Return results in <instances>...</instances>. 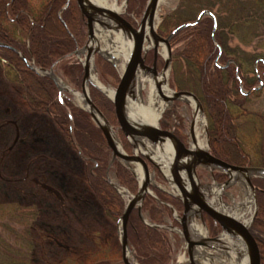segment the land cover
<instances>
[{"label": "trees", "instance_id": "obj_1", "mask_svg": "<svg viewBox=\"0 0 264 264\" xmlns=\"http://www.w3.org/2000/svg\"><path fill=\"white\" fill-rule=\"evenodd\" d=\"M145 2L127 0L125 18L136 25ZM201 10L213 14L215 30L212 17L203 15L197 23L183 27L170 39L169 86L192 91L199 98L213 155L238 165L264 166V110L248 107L261 89L264 90V0H179L177 7L162 17L158 33L166 36L177 25L194 20ZM86 38L85 19L76 0H0V43L4 44H0L2 77L19 88L32 112L49 116L66 143L82 157L87 186L107 223L103 235L98 230L92 232L88 250L79 245L74 253L67 249L66 255L60 252L54 256L39 246L35 209L18 203H0V264H123L114 231L126 199L108 177L113 172L117 184L130 193L137 191V179L118 159L107 173L111 151L90 114L73 103L66 93L62 94L61 102L55 82L48 75L29 68L20 55L35 67L52 68L60 78L80 89L83 69L74 51L83 46ZM95 65L102 82L112 86L118 83L117 68L109 61L96 56ZM161 65L159 58L158 66ZM256 73L263 80L261 87L253 90L259 84ZM239 80L245 90L252 91L243 93ZM89 93L117 129L123 149L130 153L131 145L118 128L112 101L91 84ZM176 107L173 105L164 112L160 124L172 129L185 142L183 119ZM241 120L253 123L258 130L257 142L249 150L237 140ZM30 138L27 134V140ZM215 175L218 178L220 174ZM252 183L258 211L251 229L264 264V178L255 177ZM153 192L181 213L183 207L178 197L157 187ZM142 214L152 224L170 220L172 225H178L170 207L151 195H146L143 201ZM204 220L211 236L220 232V226L210 216L204 214ZM149 223L139 216L136 208L132 209L127 235L135 261L170 264L172 245L178 246L180 236Z\"/></svg>", "mask_w": 264, "mask_h": 264}, {"label": "water", "instance_id": "obj_2", "mask_svg": "<svg viewBox=\"0 0 264 264\" xmlns=\"http://www.w3.org/2000/svg\"><path fill=\"white\" fill-rule=\"evenodd\" d=\"M160 2L161 0H146L141 17L134 25L123 16L122 12L97 4L93 0H76L85 19L87 32V38L83 46L74 51L83 69L80 90L61 85L60 76L52 68L47 70L35 67L25 56L20 55L29 68L39 74L48 75L55 82L61 102L62 97L60 94L63 91L81 94L83 105H79V107L90 114L93 122L102 131L111 151L107 173L114 160L118 159L137 177L138 188L135 193H129L124 188H122L123 190L118 189L122 195V192L126 190L128 195H126L127 201L124 211L118 220L123 264H132L127 255L128 252H131L127 235V221L132 209L136 208L139 216L149 223L142 214L143 201L146 195H151L160 203L167 204L170 207L172 217L178 222V225L170 223L149 224L179 233L186 246L187 261L185 264H204L202 255L211 256L213 250L218 252L229 251L234 255L236 261L244 260L245 264H261L259 244L251 229L258 211L256 189L252 183V178H264V166L238 165L213 155L210 150L207 121L199 98L192 91L171 88L168 82L171 64L170 39L183 27L197 23L205 14L212 17L214 32L216 27L215 18L210 11L201 10L194 20L183 22L166 36H162L157 31L162 17V15H158ZM114 3L117 4V0H114ZM124 4H127V0H124ZM124 11H126V8ZM97 29L121 33L130 41L128 55L125 58L123 57L124 64L119 81L115 86L109 87L111 89L110 95L91 80V71L96 54L103 56L114 65L119 61L114 62L109 52L100 48L96 34ZM161 48L165 49L164 63L161 69L157 70L156 59L159 55L161 56ZM149 51L153 53L151 65L145 63ZM145 80L152 81L159 99L164 101L166 105L172 104L174 101H184L191 105L193 113L189 122L188 137L193 144L192 146L190 143L183 142L173 130L160 126L159 121L157 123L149 122L129 109V103L133 101L143 103L142 89ZM259 81L261 86L260 77ZM89 84L98 88L112 101L118 127L131 145L130 153L123 149L116 129L92 101ZM239 85L240 90L246 93L243 91L240 80ZM163 86H167L169 91L163 92ZM198 118L205 119L206 137L205 143L202 144L197 142L195 136V125ZM134 163L141 170L142 176L140 179L131 167V164ZM148 163L152 166L151 169ZM199 167L206 169L212 176L215 171L225 174L227 178L220 184L221 188L238 182L248 189L250 199L247 205L251 208V212L247 218L243 219L225 208L214 206L209 201L206 192L210 191V187L215 183V180L201 182L197 174ZM156 170L181 201L183 207L181 213L177 212L171 204L160 200L153 192V188L158 186L155 182ZM111 183L118 186L113 182ZM218 196L219 202H221V195L218 194ZM204 214L210 216L220 226L221 231L216 236L202 234L197 231V223L206 227Z\"/></svg>", "mask_w": 264, "mask_h": 264}, {"label": "rangeland", "instance_id": "obj_3", "mask_svg": "<svg viewBox=\"0 0 264 264\" xmlns=\"http://www.w3.org/2000/svg\"><path fill=\"white\" fill-rule=\"evenodd\" d=\"M113 1L108 0V3ZM178 2L179 0H161L158 15L163 17L166 13L173 11ZM117 5L120 6V12L125 13L127 4H124V0H117ZM96 34L100 46L104 47L102 40L104 36L101 37L98 32ZM160 53L159 58L163 65L165 49L161 48ZM96 56L101 55H95L92 71L101 81L95 65ZM112 65L117 68L120 77L123 56L119 58L116 65ZM256 77L259 80L258 73H256ZM260 79L263 80L261 77ZM61 80L70 88H75L63 78ZM102 83L109 87L112 86L108 83ZM260 87L259 84H256L252 89L258 90ZM243 91L247 93L248 90L243 88ZM142 92L143 103L146 104L148 102V87L142 89ZM63 93H66L77 106L80 105L75 94L63 91L60 95L62 96ZM252 101L253 103L248 104V107H258L264 110V90L261 89L259 95ZM177 102L180 103L173 105L177 106L176 110H178L184 123L183 133L187 135L193 109L190 104L184 101ZM169 106L172 104L167 105L164 112L171 108ZM252 124L241 120L237 127V140L246 150H249L257 142L258 130L256 132L255 125ZM196 131L201 141L205 143L204 127L198 126ZM27 134L31 137L29 140H27ZM131 167L136 173L135 170L139 166L134 163L131 164ZM84 173L82 157L66 143L49 116L32 112L27 107L19 88L10 85L3 79L0 67V203H18L20 206L30 207L37 211L36 232L39 237L38 241H40L39 246L46 248L45 252L51 255L58 256L60 252L66 255L67 249L74 253L78 250L79 245L88 250L93 237L92 232L98 230L102 235L106 232L107 223L102 217L99 203L87 186ZM108 178L117 184L113 172L109 173ZM206 181L212 182V179L208 178ZM155 182L158 185L157 188L164 191L167 189L163 179L158 178L156 180L155 178ZM222 182H215L211 185L210 191L212 192H206L208 199L214 206H220V202L216 203L212 200L214 196L216 197L215 201L218 199L215 192H219L225 209L234 213L235 210L232 208L235 205L245 203L246 198L249 201V191L244 185L236 182L233 184V196L227 199L225 192L229 186L221 188ZM118 188L123 190L124 187L118 185ZM122 196L126 199V196ZM243 209L251 211L247 204L243 206ZM249 214H246L247 217ZM166 223L171 222L167 220ZM205 228L202 229L205 231ZM114 232L121 256L118 223ZM176 234L179 236L178 233ZM47 236L49 241L46 240ZM172 248L173 260L170 264H185L187 261L185 243L181 240L177 247L173 244ZM130 259L134 264L137 263L132 252ZM210 259L212 264H238L234 255L229 251L218 252L213 250Z\"/></svg>", "mask_w": 264, "mask_h": 264}, {"label": "bare ground", "instance_id": "obj_4", "mask_svg": "<svg viewBox=\"0 0 264 264\" xmlns=\"http://www.w3.org/2000/svg\"><path fill=\"white\" fill-rule=\"evenodd\" d=\"M93 1L95 3H97V4L103 5V6L108 7V8H112L115 11L120 12V6L115 4L114 1L112 3H110V4L108 3V0H93ZM97 32L101 34L100 35L101 37L104 36V37H102V40L104 42V47L100 46V48L103 51L109 52V54L112 56L111 59L114 62L119 60V58L121 56H123L125 58L128 55L130 41L123 34H121V33H112V32H107V31H100L98 29H97ZM111 35H113V36H111ZM123 64H124V61H123ZM122 67H123V65H122ZM91 80L93 82H95L96 84H98L106 93H108L109 95L111 94V89L109 88V86L103 84L98 79V77L93 73V71H91ZM168 82H169V80H168ZM60 84L61 85H65V83H63L62 80H60ZM146 86L148 87V102L146 104H144V103H141V102L133 101V102L129 103V109L131 111H133L134 113H136L142 119L147 120V121L152 122V123H157L159 121V119H160V117H161V115H162V113L165 110L167 105H166V103L164 101L159 99L158 94H157V92H156L151 80L143 81V89L146 88ZM162 91L163 92H168L169 88L167 86H163ZM74 93H75V95H76V97L78 99V103L80 105H83V102H82V99H81V94L78 93V92H74ZM204 121H205L204 118H198V120L196 122V125H195V130H197L198 126L204 127ZM195 136H196L197 142L199 144H202L203 142L201 141L197 131H195ZM188 140H189L188 143H190L191 146H192L193 144H192L191 140L190 139H188ZM135 171H136V174H137L138 178L140 179L141 176H142L141 170L139 168H136ZM209 192H212V191H209ZM122 193H123L124 196L127 195V191L126 190H124ZM215 195L217 196L218 199L215 201L216 197L214 196L212 200L217 203V202H219V196H218V192L217 191L215 192ZM246 199H247V201H245V203H241V204L235 205L232 208V210H235L234 213L237 216H239V217H241L243 219L247 218L246 214H249L251 212L249 209L248 210L243 209V206L248 203V198H246ZM220 206L223 209L225 208V206L222 203V201L220 202ZM231 212H233V211H231ZM196 226H197V231L198 232H200L202 234H205V231L200 226H198V225H196ZM130 254H131V252H128L127 255L129 257L130 262L132 264H134L131 261V259H130ZM202 256H203L202 259H203V263L204 264H212L209 255H204L203 254ZM238 264H245V261L244 260L238 261Z\"/></svg>", "mask_w": 264, "mask_h": 264}, {"label": "flooded vegetation", "instance_id": "obj_5", "mask_svg": "<svg viewBox=\"0 0 264 264\" xmlns=\"http://www.w3.org/2000/svg\"><path fill=\"white\" fill-rule=\"evenodd\" d=\"M125 15V13L123 14V16ZM125 17V16H124ZM152 60H153V53H152V51H149L148 53H147V56H146V60H145V63L146 64H148V65H151V63H152ZM158 62H159V56L157 57V59H156V67H157V70H160L161 69V67H159L158 66ZM177 101H174L173 103H172V106H173V104L174 103H176ZM172 106H169V107H172ZM168 107V108H169ZM163 114H164V111H163V113H162V116H163ZM161 116V117H162ZM159 125L161 126V124H160V120H159ZM119 128V127H118ZM116 129V128H115ZM169 129V128H168ZM116 131H117V129H116ZM189 139V137H188V134L186 135V140H185V143L187 144L188 143V140ZM131 152V151H130ZM149 164V163H148ZM149 168L151 169L152 168V166L149 164ZM220 174V175H218V178H216V175L215 174ZM197 174H198V176H199V178H200V180H201V182H207L206 180L208 179V178H210V179H212V181L213 180H215V182H217V183H219V182H222V181H224V180H226V178H227V176L225 175V174H223V173H221V172H219V171H215L214 172V174H213V176L206 170V169H204V168H202V167H199L198 169H197ZM223 174V175H222ZM155 178H156V180L159 178V179H161L162 180V178H161V175L159 174V172L156 170L155 171ZM243 185V184H242ZM233 188H234V185L232 184V185H230L229 187H228V189H227V191L225 192L226 194H225V197L227 198V199H229V198H231L232 196H233V192H232V190H233ZM218 194H219V192H218ZM217 207H219V208H221V206H217ZM215 236V235H214Z\"/></svg>", "mask_w": 264, "mask_h": 264}]
</instances>
